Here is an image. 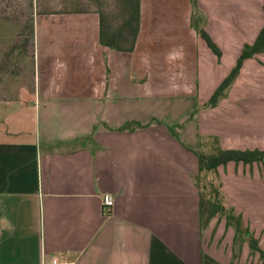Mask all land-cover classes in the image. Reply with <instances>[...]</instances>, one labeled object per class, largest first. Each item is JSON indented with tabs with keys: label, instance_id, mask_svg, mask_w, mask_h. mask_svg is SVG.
<instances>
[{
	"label": "crops",
	"instance_id": "crops-1",
	"mask_svg": "<svg viewBox=\"0 0 264 264\" xmlns=\"http://www.w3.org/2000/svg\"><path fill=\"white\" fill-rule=\"evenodd\" d=\"M263 27L264 0H141L129 52L101 43L98 11L38 15L37 82L0 98V264H264L249 240L233 258L225 217L201 229L196 182L202 135L223 149L264 150V51L205 106ZM237 167L239 212L259 234L250 200L264 160L218 172ZM105 193L115 198L109 211Z\"/></svg>",
	"mask_w": 264,
	"mask_h": 264
},
{
	"label": "rangeland",
	"instance_id": "rangeland-1",
	"mask_svg": "<svg viewBox=\"0 0 264 264\" xmlns=\"http://www.w3.org/2000/svg\"><path fill=\"white\" fill-rule=\"evenodd\" d=\"M80 8L88 11H104L114 27L122 24L124 17L122 0H0V98L18 97L24 89L30 90L32 84L37 82L38 62L34 48L37 16ZM3 108L4 105L0 104V115L5 114ZM205 142L206 144L203 147L199 145V148L206 153L214 151L212 140L206 138ZM239 168L237 167L239 174H234L232 177L225 175L224 171H229L226 168H221L220 173L204 171L199 173L196 181L206 198L221 200L227 208L232 209L230 211L235 217L241 214L239 209L245 210L246 204L245 173L242 174ZM260 182L262 183L261 179H257L253 183L250 203L255 217L258 215L259 226H263L262 230L257 234L252 226H245L241 217L243 238L236 240L233 258L240 254L239 248L244 241L255 236H259L260 240L262 238L264 241V185ZM214 221L217 220H212L209 225L213 226ZM223 226L224 222L220 225L221 230ZM225 236L226 233L222 235V239ZM227 253L230 255L231 250L228 249Z\"/></svg>",
	"mask_w": 264,
	"mask_h": 264
},
{
	"label": "trees",
	"instance_id": "trees-1",
	"mask_svg": "<svg viewBox=\"0 0 264 264\" xmlns=\"http://www.w3.org/2000/svg\"><path fill=\"white\" fill-rule=\"evenodd\" d=\"M123 3V20L122 24L114 27L108 20L104 11H98L100 14V40L103 45L115 48L121 51H133L137 42L141 23V0H122ZM85 12V9L69 10V12ZM68 12V11H60ZM202 17L193 16L192 26L202 36L212 51L220 58L222 51L215 41L211 38L208 32L201 26ZM264 51V27L259 33L256 41L253 44H246L239 56L236 65L233 67L228 76L221 82L215 92L205 106L213 108L217 106L220 101L228 95L234 81L236 80L243 62L249 57H253L256 53ZM206 138L211 139L214 143V151L206 153L199 148L197 155L199 157V172L214 171L217 172L220 165H227L230 161L236 163L243 162L244 164H253L264 160L263 149H223L220 146L218 137L213 135H202L200 137V146L206 144ZM219 192V191H218ZM200 223L201 229L208 227L210 222L214 219L220 221L226 217L227 226H233L236 230L235 242L242 236V215L235 217L232 209L226 207L221 200L206 198L204 193L200 191ZM234 218V221H233ZM245 240V239H244ZM249 240L251 252H259L264 259V249L259 246V239L252 237ZM239 250H241V245Z\"/></svg>",
	"mask_w": 264,
	"mask_h": 264
},
{
	"label": "built area",
	"instance_id": "built-area-1",
	"mask_svg": "<svg viewBox=\"0 0 264 264\" xmlns=\"http://www.w3.org/2000/svg\"><path fill=\"white\" fill-rule=\"evenodd\" d=\"M115 203V198L110 193H105L103 195V207L105 210L109 211ZM45 264H74L71 261H61V260H54L52 262H46Z\"/></svg>",
	"mask_w": 264,
	"mask_h": 264
}]
</instances>
